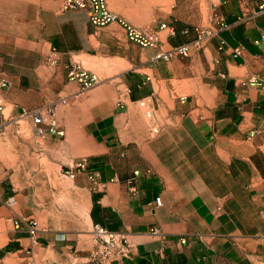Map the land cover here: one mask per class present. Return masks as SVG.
<instances>
[{
	"label": "crops",
	"instance_id": "1",
	"mask_svg": "<svg viewBox=\"0 0 264 264\" xmlns=\"http://www.w3.org/2000/svg\"><path fill=\"white\" fill-rule=\"evenodd\" d=\"M128 1L139 14L141 1ZM263 1L157 0L143 27L167 23L174 34L142 48L118 23L94 27L63 0H0V264H92L94 225L131 243L116 264H264ZM108 4L138 26L123 0ZM220 22L228 26L191 57L152 62ZM71 64L97 78L92 88L68 80ZM43 105L55 106L64 136H38L22 117ZM82 160L84 170L62 174ZM41 173L84 195L81 221L17 192L30 186L18 175ZM17 214L37 221L35 241L10 220Z\"/></svg>",
	"mask_w": 264,
	"mask_h": 264
},
{
	"label": "built area",
	"instance_id": "2",
	"mask_svg": "<svg viewBox=\"0 0 264 264\" xmlns=\"http://www.w3.org/2000/svg\"><path fill=\"white\" fill-rule=\"evenodd\" d=\"M63 10H83L87 13L89 22L94 27H104L111 23H118L126 31L128 39L136 43L142 48H158L162 41L161 32L167 30L170 35L174 34V29L167 23H162L158 27L136 26L120 15L114 13L108 4V0H63ZM259 12H264V1L258 7ZM228 25L225 22H220L215 28H199L196 30V37L189 43L176 45L168 50L159 49L152 57L155 62L171 61L174 58H189L193 52L203 49L204 44L211 38L218 36ZM235 54H239L240 49L234 50ZM52 64L56 61L52 59ZM67 78L69 81L78 80L81 83L82 91L88 90L94 86L97 78L87 70L80 69L77 64H71L67 68ZM257 81L251 79L250 85H256ZM264 87V85H263ZM8 88L6 80L0 83V116L3 115V100L4 92ZM151 116V113L148 112ZM22 117L32 121L33 129L36 135L44 136L46 134L64 136V131L61 129L57 117V111L53 105H43L35 109H24ZM86 168L85 160L78 162L74 167L66 169L65 173L74 177L77 171ZM98 175H90L92 181H96ZM5 203L8 206L16 204L15 197H9ZM156 204L160 205L159 198L156 199ZM16 228L26 229L32 240H36L38 235V223L33 217H24L15 215L10 219ZM151 233L156 236L164 237L158 227H154ZM93 241L95 249L90 257L92 264H116L125 259L130 258L132 253V245L125 234L111 231L100 225H94ZM182 243L186 240L182 239ZM25 264H37L34 261H29ZM52 264V263H48Z\"/></svg>",
	"mask_w": 264,
	"mask_h": 264
},
{
	"label": "rangeland",
	"instance_id": "3",
	"mask_svg": "<svg viewBox=\"0 0 264 264\" xmlns=\"http://www.w3.org/2000/svg\"><path fill=\"white\" fill-rule=\"evenodd\" d=\"M141 1V11L137 15H133L132 13V3L128 0H123L124 3V11L123 16L137 24L140 27L144 26L143 20L147 15V11L151 4L155 3L157 0H140ZM162 6L168 5L170 0H158ZM115 10V8L112 7ZM141 18L142 21L140 23H136L133 19ZM142 25V26H141ZM143 49H142V58H143ZM153 57V56H152ZM152 60V58H151ZM143 61V60H142ZM152 62H154L152 60ZM166 62V61H163ZM9 161L13 162L14 159L7 158ZM67 168H63L62 174L65 173ZM19 178H23L29 181V188L18 190L23 196H29L30 200H36V208L50 209L52 206L58 205L62 210H66V212L73 211L76 214L78 221H81L84 217L85 206H84V195L79 192H74L70 190L71 185L66 180L60 181V187L56 189L54 186L55 181L49 179V174H28V175H18ZM46 179L50 181L45 182Z\"/></svg>",
	"mask_w": 264,
	"mask_h": 264
},
{
	"label": "bare ground",
	"instance_id": "4",
	"mask_svg": "<svg viewBox=\"0 0 264 264\" xmlns=\"http://www.w3.org/2000/svg\"><path fill=\"white\" fill-rule=\"evenodd\" d=\"M62 211V210H61Z\"/></svg>",
	"mask_w": 264,
	"mask_h": 264
}]
</instances>
